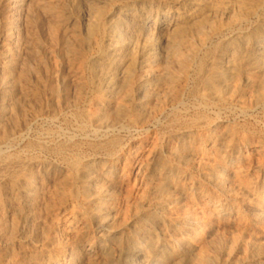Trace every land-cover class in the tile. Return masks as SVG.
I'll return each instance as SVG.
<instances>
[{
  "label": "bare ground",
  "instance_id": "obj_1",
  "mask_svg": "<svg viewBox=\"0 0 264 264\" xmlns=\"http://www.w3.org/2000/svg\"><path fill=\"white\" fill-rule=\"evenodd\" d=\"M68 3H71L68 8L60 7L67 21L64 27L62 25L63 29L58 30H67V26L76 22L81 24L79 36L83 51L80 54L83 61L89 62L93 73L92 83L98 93L97 108L94 111L90 109L88 116L95 130L105 135L85 142L97 153L91 158L80 157L77 152L83 142L74 139L61 145L38 143L37 146L45 152L61 156V163L7 152L0 154V264H212L211 258L208 261L201 255L197 245L198 233L189 237V232L198 223L193 212L184 211V215L181 213L183 217L177 219L172 218V212L184 196L200 198L203 195L199 189L190 190L193 192L189 194V189L195 185L184 183L189 180V173L183 171L182 166L209 151L207 144L199 143L202 131L207 133L212 148H216L222 139L218 135L219 130L224 129V125L215 123L214 128H207L208 120L197 115L181 122L177 125V129L178 126L180 128L176 135L179 146L163 145L146 159L149 152L144 155L143 145L138 144L136 152L133 151L135 155L132 156L133 168L130 173L122 169L127 146L121 139L109 134L121 126L126 118L136 128L150 120V99L158 92L161 78L169 74L156 68L166 54L169 56L167 52L173 44H177L178 38L183 40L181 48L184 45V53L180 55L185 62L184 76L200 81L199 87L191 89L192 94L206 101L229 104L240 103L252 93L263 94L264 0H70ZM85 3L94 4V7L91 5L93 9L81 6ZM74 12L79 14V20ZM60 31L55 36L58 42L61 39ZM0 57L5 61L0 72L9 73L14 65L13 58L8 53H2ZM4 79L7 97L0 104V150L26 127L24 122L8 131L7 123L12 113H15L14 116L24 115V109L14 107V82ZM64 87L67 93V85ZM120 95H124L122 100ZM117 96L121 101L115 100ZM131 98L137 100L134 115L127 111ZM224 144L223 158L230 162L237 153L245 155L250 148V145L235 146L233 140H227ZM208 163L202 162L201 165L206 182L215 183L227 194L225 196L230 195L233 191L225 185L228 161L215 163L217 165ZM34 167H38L37 172H34ZM133 174L135 184L127 196V202H124L127 203L124 205L126 207L122 208L117 191ZM59 176L66 178V192L63 194L67 193L69 199L65 198L62 217L53 223L50 221L52 224L49 228L46 226L47 230L35 243L30 237V234L36 233L31 229L28 211L40 200L42 203L46 201L45 188L51 186V181ZM239 188L242 193L246 192L243 185ZM235 198L238 199V194ZM262 200L253 201L256 206L262 207ZM220 205H215L217 211L224 208ZM233 205L229 201L225 209ZM31 243H35L37 248L38 256L34 255L35 258L27 251ZM202 254L206 253L202 251ZM232 263L226 259L221 264Z\"/></svg>",
  "mask_w": 264,
  "mask_h": 264
},
{
  "label": "rangeland",
  "instance_id": "obj_2",
  "mask_svg": "<svg viewBox=\"0 0 264 264\" xmlns=\"http://www.w3.org/2000/svg\"><path fill=\"white\" fill-rule=\"evenodd\" d=\"M69 1L70 0H0V56L2 53L10 54L14 64L12 68L13 71L11 70L9 73L6 71V73L0 72V82L3 78V81L0 83V85L3 83L2 88L0 86V104L2 100L7 97V93H5L6 90L4 89L6 82L4 78L7 80L11 79L14 82L13 90L16 93L15 99L13 100L14 107L17 110L21 108L22 110L24 109V115L20 114L19 116H14L15 113H12L7 123L8 131H12V129L14 130L26 122V127H24L25 129L23 128L22 134L20 133L15 139L6 142L5 147L0 150V154H2V152H7L9 154L28 158L36 157L35 159L47 160L51 163H61L63 161V159L60 158L61 156L47 153L37 145L43 142L61 145L64 144L63 142L67 143L72 139L76 142H83L80 147L81 150L79 149L77 152L80 157L91 158L93 155L95 156L97 154L85 143L89 139L93 140L97 138V136L101 137L105 135V133L99 132V134L88 116L89 111H94L97 108L98 93L92 83L93 73L89 67V62L88 60L83 61V55L80 54L83 51L81 50L83 44L79 36L82 27L79 22H76L77 24L75 23L72 26H67V30H61L62 32L58 30L63 29L67 21L66 18L62 16L63 12L60 7L63 5L66 6L64 9L68 8V4L71 6V3H68ZM57 4L58 6L56 8ZM91 5L94 7L92 3H85L81 6L91 9ZM74 16L77 19L79 18L77 12H74ZM58 31H60L61 35L59 42L55 37ZM76 32H78V34ZM62 35L64 36L63 38ZM178 39V42H176L177 44H173L167 52L169 56L166 54L165 58H163L164 60L160 62L156 68L159 71L163 70L162 72L165 71V73L169 74L161 78L162 81L160 82L162 83L159 82L161 85L158 84V92H155L156 94L159 93L157 97L154 93L155 95L152 96V100L150 99L148 105V109L151 110V113L149 110L148 113L152 116L151 117L149 114L150 120L144 125L137 126L136 128V126L130 124V120L126 118V121L124 120L121 126L116 127L113 131L111 130L112 132H110L109 136L121 139L124 146H127L124 151L125 158L122 163V169H127L126 171L130 173L133 168L132 156L135 155L139 145H143L144 155L149 152L145 156L146 159L149 158L152 152L161 148L163 145H170L172 147L179 146L176 135L180 128V126H178L177 129V125L181 122L194 118L197 115V117L202 116L208 120L209 125L207 128H214L216 125L215 123L224 125V129L222 128L223 130H219L220 132L218 133V135L222 137V142L219 141L221 144L218 142L219 145L217 143L218 146L212 148L213 145H211L212 142H209L207 139V133L202 131V138L199 143L207 144L206 146L209 151L206 154H200V158L197 156L194 158L196 160L193 159L189 161L190 164L193 161L192 165L194 167L189 163L186 164V166H182V170L189 173V180L184 181V183H188L189 186L194 183L196 186H194L193 189H189V191L199 189L203 191V195L200 198H194L190 195H187L190 198L184 196L180 204L177 205L172 212V218L175 217L174 219H177L181 216L183 217L185 214L184 211L186 213L193 212L198 223L195 225L194 230L189 232L191 233L189 237L194 236V233H198L197 245L201 249V255L208 259V261L211 258L210 262H212V264H216V262L221 264L223 260L225 261L226 259H230L231 262H233L232 264H264V212H262L264 211V204L262 207H258L255 205V201H253L254 199H263L262 201L264 202V91L263 94L259 93L260 96L258 93L257 95L251 92L252 94L245 96L242 102L230 104L206 101L199 95L192 94L191 91L193 87H199L200 81L196 78L187 79L184 76L185 62L182 56L180 57L182 52L184 53V45H182L183 48H181L183 40H181L182 38ZM179 52H181V54ZM166 56L171 58V60ZM176 56H178V58ZM174 60H178V62ZM4 62L0 57V70ZM161 63H166L163 65V68ZM174 63L175 66L173 65ZM177 65L179 67H177ZM4 74H7V76ZM88 77L89 79H87ZM163 79L166 80L164 81ZM187 82L191 84L189 85ZM195 82H197V84ZM65 85H67V93L65 91ZM63 91H65V93ZM123 96L124 95H120L121 100ZM154 96L155 99H153ZM117 97L115 100L118 102L121 101L119 97ZM130 103L127 111L128 114L131 113L134 115L137 112L135 111L137 110L135 105L137 104V100L131 98ZM128 123L129 125H127ZM225 138L230 141L233 140L235 146L241 144L250 145V148L244 153L245 155L237 153L230 162L229 159L226 160L223 158V146L225 147L223 143L227 141ZM128 160L131 161V164ZM227 161L229 165L226 164L225 185L227 188H230V191H233L228 195L230 197L225 196L227 194L218 186L216 187L215 183L208 180L207 183L204 176L205 172L201 170L202 162H210L208 163L209 165H217L218 163ZM33 170L37 172L38 167H34ZM2 173L5 174L6 172L2 171ZM128 178V181L126 180L123 187L120 188L121 191L120 189L117 191V198L120 200L119 204L122 208L127 204L124 202H127V196L132 191L133 185L135 184L134 174ZM64 182H66V178L64 177L59 176L54 178L50 183L51 186L49 185L48 188H45L47 193L44 192L45 199L47 198L49 201L46 199V201L42 203V200H40L38 204L31 207L32 209L28 211L31 217V229L36 233L34 235L30 234V237L35 243L42 237V232L46 231L47 227L49 228L55 220L61 218L63 215L61 209L64 208L66 200L69 199V197H66L67 193L63 194L66 192L64 188L66 183ZM241 185L246 188V192H244L246 196L239 188ZM193 191H190L189 194ZM237 194L238 199L235 198ZM231 195L235 196L231 197ZM123 198L124 201L122 200ZM230 198H232L233 201H231L232 199ZM234 198L236 201H234ZM243 199L246 200H244L245 203ZM229 201L234 205L231 208L225 209ZM215 205L223 206V211H217ZM183 208L186 209L183 210ZM181 213L184 214L182 215ZM161 229L163 230L164 228ZM155 233H161V231H156ZM35 243H31L32 245H29L31 249L28 247L27 250L32 258L38 256ZM202 251L206 254H202ZM212 259H215V262H213Z\"/></svg>",
  "mask_w": 264,
  "mask_h": 264
}]
</instances>
